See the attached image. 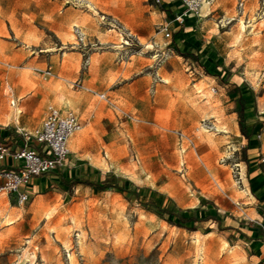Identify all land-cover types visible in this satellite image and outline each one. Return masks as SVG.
<instances>
[{"label": "rangeland", "instance_id": "1", "mask_svg": "<svg viewBox=\"0 0 264 264\" xmlns=\"http://www.w3.org/2000/svg\"><path fill=\"white\" fill-rule=\"evenodd\" d=\"M209 1L197 15L180 0H0L1 123L33 135L50 106L73 110L84 152L109 151L121 167L104 171L108 189H69L52 204L0 194V264L244 263L219 259L211 224L179 231L130 194L137 183L169 189L182 205L207 197L256 216L248 207L264 183V0H244V10L241 0Z\"/></svg>", "mask_w": 264, "mask_h": 264}, {"label": "crops", "instance_id": "2", "mask_svg": "<svg viewBox=\"0 0 264 264\" xmlns=\"http://www.w3.org/2000/svg\"><path fill=\"white\" fill-rule=\"evenodd\" d=\"M33 77L37 79L42 78L34 72ZM5 82H3V84ZM10 85L12 87L11 97H5L4 94L3 96L13 102L14 88L11 83ZM24 98L26 100L29 97L25 96ZM15 99L17 102L24 101L23 99H18V96H16ZM58 109L64 113L73 111H66L62 108ZM73 112L76 113L75 111ZM82 130L81 128L80 131L76 132L69 141L70 157L66 167L57 169L55 170L56 172L52 171L48 173V175L45 174L35 177L32 180L30 191L26 190L30 195L32 204L39 200L49 204L59 202L61 199L63 200L67 197L69 189L76 190L77 192L79 188L83 186L92 191L99 190L100 187L105 189L110 187V180L108 179L110 177L105 175V169L95 165L92 162V158L95 157L84 152L85 150L82 149V135H78L77 137V134L82 132ZM26 133L17 127V125L10 126L0 121V145H6L10 147L11 150H19L26 146ZM31 146L38 150L41 149L40 146L35 143H31ZM249 151L250 150L247 149V155ZM18 164L17 161H14L13 158L9 156L3 163H0V170L2 168H17ZM105 171H110V169ZM117 183L120 184L119 181H117ZM133 186V189L130 191L132 199L140 201L141 203H146L157 209H167L168 212L164 215L170 216L168 224L170 227H174L179 231L185 230L186 232H191L187 228L177 225L179 218L176 215L178 213L183 216H196L197 220L188 222L186 224L187 226L198 228L205 223L211 224V227L215 230L209 235L217 233V236L225 238L228 241L229 247L231 248V255L224 251L219 256V259L233 261V256L237 255L242 258L243 264H264V183L258 185L262 190L261 194L254 196L250 190L253 201H251V205L248 209L251 210L252 213H256L255 217L238 216L234 210L229 208L226 210L219 209L217 207L218 205H213V200L207 197H201L198 200V204H194L193 206L182 205L174 201L169 194L154 187L148 185L146 187H140L137 183ZM49 189L53 191H47ZM253 191L255 192V190ZM171 221H173V223H171ZM196 231L197 230L194 232Z\"/></svg>", "mask_w": 264, "mask_h": 264}, {"label": "built area", "instance_id": "3", "mask_svg": "<svg viewBox=\"0 0 264 264\" xmlns=\"http://www.w3.org/2000/svg\"><path fill=\"white\" fill-rule=\"evenodd\" d=\"M188 13L195 12L199 15V10L204 3L209 0H180ZM240 8L245 9L244 0L240 1ZM244 12V11H243ZM178 20L184 21L178 16ZM168 30V29H166ZM127 40H132L134 34L127 30ZM167 32V37H170ZM127 44L129 42L127 41ZM39 77H46L48 71H35ZM3 94L11 97L12 87L9 82L3 84ZM99 97L105 98L104 94ZM82 128V123L76 113L69 111L62 112L60 109L50 106L42 122V125L35 134H25L26 146L19 150H11L6 145H0V163H3L9 156L19 164L17 168H2L0 170V194L8 197L16 195L20 204H25L30 200V195L26 190L21 191V186H28L35 177L48 174L54 170L66 167L70 157L69 141L72 136ZM34 141L41 146L38 150L29 144Z\"/></svg>", "mask_w": 264, "mask_h": 264}, {"label": "bare ground", "instance_id": "4", "mask_svg": "<svg viewBox=\"0 0 264 264\" xmlns=\"http://www.w3.org/2000/svg\"><path fill=\"white\" fill-rule=\"evenodd\" d=\"M202 10H203V14L204 13H207V10H208V3H204L203 4V6H202ZM207 17H209V14H207ZM75 20V19H74ZM225 20V19H224ZM78 22L77 21H73V25H72V27H75V26H78V24H77ZM71 24V23H70ZM216 24V23H215ZM240 24H242V26L241 27H243L244 26V21H243V19L241 18V20H240ZM77 28V27H76ZM240 28V27H239ZM72 33V32H71ZM227 33V32H226ZM70 34V33H69ZM71 36L72 37H75V35L72 33L71 34ZM236 36H238V35H236ZM125 43H127V42H125ZM155 57H157V56H155ZM21 97V96H20ZM75 101V100H74ZM72 103H73V101H72V99H70V98H67V99H65V101H64V104L66 105V106H71L72 105ZM20 107V106H19ZM20 111V110H19ZM18 121V120H17ZM224 127V126H223ZM223 129V128H222ZM81 130V129H80ZM79 130V131H80ZM223 132V131H222ZM226 137V136H225ZM227 139V138H226ZM229 140V139H228ZM228 142V141H227ZM73 148H74V146H73ZM228 152V151H227ZM108 153H109V151H108ZM106 154V156H104L103 158H100V159H97V158H92V162L95 164V165H97L98 167H100V168H103V169H105V170H109L111 167V165L112 164H115V168H116V170L117 171H119L120 169H121V167H120V165H119V163H118V161L113 157V156H109L110 154ZM119 155V154H118ZM241 166H242V164H241ZM104 170V171H105ZM140 171H138L136 174L137 175H140ZM191 179L195 182V183H198V179L195 177V176H191ZM164 192L165 193H167V194H169V195H171V196H174V194H173V192L171 191V190H169V189H164ZM49 213V212H48ZM48 213H45V215L46 216H48L49 214ZM141 214H142V212H141ZM141 214L139 215V216H141ZM148 214V213H147ZM142 216L145 218V217H147L144 213L142 214ZM5 218V217H4ZM143 218V219H144ZM14 218H6L5 219V223L7 224V225H9V224H12V223H14L15 222V220H13ZM142 219V218H141ZM145 220V219H144ZM165 224V223H164ZM165 226H167V224L165 225ZM185 231V230H184ZM186 235V234H185ZM221 238V250L222 251H225V250H227L228 248H229V250H231V248L229 247V243H228V241L225 239V238H222V237H220ZM84 240V239H83ZM194 241L196 242V245H197V243L198 242H200V238H199V233H195L194 234ZM205 242V241H204ZM199 244V243H198ZM204 244V243H203ZM84 246V245H83ZM83 249V248H82ZM232 252V251H231ZM36 258V254L35 255H33V259H35ZM71 262H72V264H74V256L72 257L71 256Z\"/></svg>", "mask_w": 264, "mask_h": 264}, {"label": "trees", "instance_id": "5", "mask_svg": "<svg viewBox=\"0 0 264 264\" xmlns=\"http://www.w3.org/2000/svg\"><path fill=\"white\" fill-rule=\"evenodd\" d=\"M145 206H146L145 208L150 207L147 204ZM158 211H159L160 215H164L165 213L168 212L167 209H165V208L164 209H158ZM176 216L179 218V221L177 223V225L179 227H184V228H187L188 230H191V231L196 230L195 227H191V226L186 225L188 222L196 221L197 220L196 216H188V215L183 216L180 213H178ZM171 223H173V221H171Z\"/></svg>", "mask_w": 264, "mask_h": 264}]
</instances>
